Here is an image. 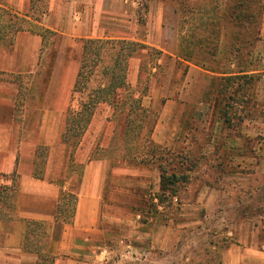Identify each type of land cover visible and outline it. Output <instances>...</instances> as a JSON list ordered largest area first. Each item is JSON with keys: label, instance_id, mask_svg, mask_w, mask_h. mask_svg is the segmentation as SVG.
<instances>
[{"label": "rangeland", "instance_id": "1", "mask_svg": "<svg viewBox=\"0 0 264 264\" xmlns=\"http://www.w3.org/2000/svg\"><path fill=\"white\" fill-rule=\"evenodd\" d=\"M37 1L42 6L47 4L46 0ZM233 1L117 0L107 4L104 1L101 16L94 22L93 26L101 29L98 39L115 37L127 27L128 32L131 31L129 40L154 47L172 57L171 61L162 59L163 70L157 71L149 82L145 104L161 112L152 139L169 153L163 154L165 159L161 162L165 176L173 181L176 175L179 181L168 185L169 192L164 195L158 165L137 166L122 160L125 142L117 137L114 139L117 132L121 136L118 122H111L95 143V157L136 170L133 179L138 181L135 185L140 189H135L134 193L140 199L135 198L138 202L134 200L131 211L140 216L138 221L151 237H156L144 248L143 244L130 248L122 246L121 264H219L221 252L233 243L228 237L232 227L244 224L246 231H252L260 226L258 214L264 213V0H260L262 13L252 26L256 33L244 41L241 51L231 49L230 52L229 44L234 43L232 38L237 36L231 37L232 34L236 30L244 34L243 30L228 24H223L222 31L217 27L222 24L218 16L225 15L226 7ZM186 6L209 13L212 17L209 24H220L201 27L204 20L199 13L190 17L185 15ZM223 34L228 37L222 38ZM52 38L48 37V42ZM203 38H207L209 46ZM243 38L242 35L240 39ZM75 45L79 50H72L73 61L78 63L81 40H76ZM48 53L51 54V50ZM138 67L139 62H134L130 76L133 89L137 85ZM235 74L248 76V79L242 82L234 101H228L239 82L233 86L223 78ZM75 81L70 106L78 107L77 100H72ZM246 81L248 85H244ZM220 89L226 92L224 101L223 96L218 95ZM165 97L169 100L163 107L161 99ZM25 98L26 92L20 101ZM225 107L231 109L221 111ZM98 112L104 115V112ZM66 117L67 114L65 128ZM158 127L160 136L167 137L165 144L154 139ZM145 128L144 134H148L151 125L147 123ZM43 151L39 150V153ZM257 151L261 152L260 156ZM242 163L244 169L238 170L237 165ZM254 163L258 172L250 167ZM1 180L5 183L0 186V193L6 189L0 196V209L4 210L7 196H12L16 183L12 177H0ZM242 180L246 189L239 184ZM120 193L119 190L118 197L111 198L117 199L115 204L118 205L126 198ZM159 196L163 197L165 207H155Z\"/></svg>", "mask_w": 264, "mask_h": 264}, {"label": "crops", "instance_id": "2", "mask_svg": "<svg viewBox=\"0 0 264 264\" xmlns=\"http://www.w3.org/2000/svg\"><path fill=\"white\" fill-rule=\"evenodd\" d=\"M46 1L42 6L36 0H0V7L55 34V42L52 38L47 43L38 32H19L11 49L0 48V176L16 175L18 187L14 221L0 219V264L39 263L37 254L25 250L27 222L47 225L46 250L54 264H121L122 246L144 248L152 237L130 207L139 197L134 193L140 189L133 179L136 170L95 157L97 138L111 124L110 108L99 106L77 149L62 141L79 68L73 61L72 50H79L75 41L100 37V27L93 25L102 4L117 0ZM110 39L129 40L131 31L125 27ZM20 78L28 82L22 102L14 81ZM160 132L158 127L154 139L165 144L167 137ZM243 167L237 165L238 170ZM250 167L256 170V163ZM239 184L246 189L244 180ZM119 190L126 196L120 205L111 199ZM64 194L77 197L72 224L57 221ZM258 216L260 226L252 231L244 224L229 230L233 243L221 252L219 264H264V213Z\"/></svg>", "mask_w": 264, "mask_h": 264}, {"label": "trees", "instance_id": "3", "mask_svg": "<svg viewBox=\"0 0 264 264\" xmlns=\"http://www.w3.org/2000/svg\"><path fill=\"white\" fill-rule=\"evenodd\" d=\"M261 8L263 9L260 0H234L231 6L226 7L225 15L218 16L220 19L218 20L222 21V24L220 22H212L209 24L208 21H211L210 19L212 18L208 16L209 13L200 12L190 7L187 9V6V11L184 14L190 17L199 13L201 19L205 21L206 18L205 22H201V27L204 28L220 24L221 26L217 27V29L222 31L223 24H228L231 28L242 29L244 34L236 30L231 36L237 35L235 38H232L234 43L229 44V51L231 52V49L241 51L244 41L256 33L252 26L255 20L261 15ZM23 31L38 32L47 43L48 37L55 36L53 32L32 24L28 19L0 7V48L11 49L16 35ZM242 35L244 37L243 40L240 39ZM226 37L228 36H224L223 34L222 38L225 39ZM203 40L205 44L210 45L207 38H203ZM248 42L249 40H247L246 45H248ZM208 46H206V49H208ZM215 49L217 50L216 46ZM162 59L171 61L172 57L140 42L126 39H82L81 50L78 56L79 68L72 93V100L73 102L77 100L78 108L75 109L73 105L69 108L66 117V132L62 140L73 151L77 149L91 125L98 107L106 105L111 111V117L108 121L118 122L119 129H121L119 131L121 136L118 135L117 130L114 139L117 137L119 140L122 139L125 142L122 160L129 164H136L137 166L158 165L161 172V190L165 195V193L169 192L168 185L176 184L179 179L177 180L176 175H174L173 178L175 180L169 181L171 178L165 176V170L162 169L161 162L165 159L163 154L169 155V153H165L166 150L156 144L152 139L153 131L160 119L161 112L145 104L146 94L150 89L149 82L156 76L157 71L163 70ZM137 61L139 62L138 80L136 88L133 89L130 83V76L133 63ZM245 79H248V76L236 74L235 76L223 78V81L233 86L239 82V86L238 89L233 90L229 99L226 97V92H223L222 89L218 90V95L223 96V101L226 98L228 101H234L235 95L240 91L243 85L242 82ZM14 81L19 85V99L21 100L28 89L27 79L23 78L22 80L20 78ZM244 85H248V83ZM167 100H169L168 97L161 99L163 107ZM229 109L231 108L225 107L221 111L225 112ZM226 115L227 113L223 117ZM147 123L151 125V129L148 134H144ZM72 137H74L73 142L71 140ZM0 177L8 178L5 175ZM12 178L16 183L14 185V193L11 197L10 195L7 196L8 202L3 206V209H5H0V219L6 223L14 221L16 207L14 202L15 193L18 189L16 175L12 176ZM3 193H6V189L1 191L0 196ZM159 198V203L155 206L156 208L164 206L165 204L162 199L163 197L159 196ZM76 202L77 197L75 195L64 194L62 200L63 205L59 208L57 221L72 224ZM149 213H153L151 208L149 209ZM46 228L47 225L44 223L27 222L25 250L39 256L38 264H54L55 261V258L50 256L46 250Z\"/></svg>", "mask_w": 264, "mask_h": 264}]
</instances>
